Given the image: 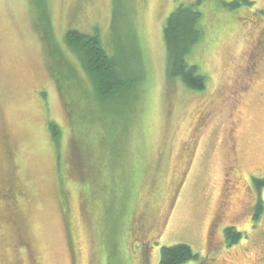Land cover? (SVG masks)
I'll return each instance as SVG.
<instances>
[{
  "label": "rangeland",
  "instance_id": "374dc122",
  "mask_svg": "<svg viewBox=\"0 0 264 264\" xmlns=\"http://www.w3.org/2000/svg\"><path fill=\"white\" fill-rule=\"evenodd\" d=\"M233 1L48 0L46 24L33 0H0V264H159L177 244L199 255L184 264H264V0ZM180 4L202 13L201 92L168 74ZM69 29L134 88L97 98Z\"/></svg>",
  "mask_w": 264,
  "mask_h": 264
},
{
  "label": "trees",
  "instance_id": "16d2710c",
  "mask_svg": "<svg viewBox=\"0 0 264 264\" xmlns=\"http://www.w3.org/2000/svg\"><path fill=\"white\" fill-rule=\"evenodd\" d=\"M33 1L42 13L44 22L48 24L50 18L48 0ZM250 2L249 0H234L226 5L234 8L241 4L250 5ZM194 6L184 4L177 6L168 16L163 33L167 47L169 77L179 78L186 88L201 92L206 89L205 77L199 74L196 65H190L187 62V56L202 35L200 29L202 13ZM65 43L78 58L81 68L89 77L90 82L94 84L96 97L102 102L112 100L116 96L120 97L134 88L138 80L131 79V72L127 71V68L122 66L115 56L107 52L97 34L69 29L65 34ZM49 126L51 137L54 142H57L61 131L55 123H50ZM254 182L258 191L264 186V180L255 178ZM260 207L261 202L259 201L258 211ZM240 234L233 227L225 229V237L229 244H235L240 239ZM198 259L199 255L194 253L190 246L177 244L162 247L159 264H184Z\"/></svg>",
  "mask_w": 264,
  "mask_h": 264
}]
</instances>
